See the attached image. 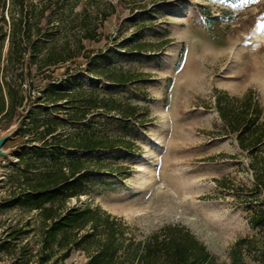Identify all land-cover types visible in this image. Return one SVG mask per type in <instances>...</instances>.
I'll use <instances>...</instances> for the list:
<instances>
[{
	"label": "rangeland",
	"instance_id": "rangeland-1",
	"mask_svg": "<svg viewBox=\"0 0 264 264\" xmlns=\"http://www.w3.org/2000/svg\"><path fill=\"white\" fill-rule=\"evenodd\" d=\"M25 5L31 33L41 32L31 34L34 42L21 64L7 59L8 16L17 8L8 0L0 6V35L5 34L0 69L20 73L18 84L32 101L16 108L8 130L0 121V139L5 138L0 264L86 263L81 251L61 260L57 249L48 263H39V210L16 205L18 195H9L19 191L26 164L42 165L32 147H40L41 122L47 118L56 123L53 136L70 139L86 127L95 137L124 143L66 158L88 162L67 206H100L123 219L137 238L166 225L183 226L222 264L229 263L237 240L264 237V230L251 227L245 204L231 188L215 182L225 177L228 187L252 185L248 159L214 107L216 91L240 97L251 90L264 120V0H26ZM48 53L66 61L47 66ZM120 74L130 80L111 81ZM78 90L71 98L53 99L52 91ZM81 96L113 99L137 110L130 118L98 109L86 121L66 120L73 115L70 101ZM32 107L38 110L35 124L27 117L19 132ZM40 155L48 165L58 164V155L46 149Z\"/></svg>",
	"mask_w": 264,
	"mask_h": 264
},
{
	"label": "trees",
	"instance_id": "trees-1",
	"mask_svg": "<svg viewBox=\"0 0 264 264\" xmlns=\"http://www.w3.org/2000/svg\"><path fill=\"white\" fill-rule=\"evenodd\" d=\"M17 8L15 14L9 13L10 20L7 59L12 64H21L24 55L33 45V36L41 30L35 28L31 33L29 13L26 10V0H8ZM0 6H5V0H0ZM4 20V19H3ZM32 34V35H31ZM1 39L5 34H1ZM84 38H91L84 35ZM139 50V47L134 46ZM47 66L65 62L66 57L54 58L52 53L44 57ZM23 70H21L22 72ZM0 121L5 122L3 130L11 126V119L17 107H21L25 96L21 90L22 75L7 74L6 67L0 69ZM23 75L25 73H22ZM28 75V73H26ZM21 76V77H20ZM130 79L124 74L111 79L115 83H126ZM15 84V85H14ZM80 91H52L55 101L71 98ZM25 104L32 105L30 99ZM73 115L66 120L83 122L95 110L103 109L106 113L114 112L122 118L133 117L137 108L133 105H123L113 99L97 100L92 96H81L78 101L69 103ZM68 104V105H69ZM214 107L222 122L226 134L234 136L240 152L248 159L247 170L250 173L252 185H233L228 187L226 178L216 180L218 187L230 189L236 197L245 204L248 222L253 228L264 230V120L257 95L249 90L240 97L230 96L224 91H216ZM33 107L23 115L22 125L29 117L35 124ZM40 147L33 146L35 156H40V167L23 169L22 181L17 184L19 191H11L9 195H18L13 199L16 205L27 204L30 208L39 210L41 226L39 248L36 251L39 263H48L57 249L59 258H69L72 251H81L86 257L85 264H222L210 255L204 244L185 227L172 224L158 231L137 238L133 229L121 218L115 217L100 206L86 203L82 207L67 206L66 201L74 196L76 186L81 182L86 172L88 162L83 159H70L80 152L91 154L95 149H110L116 144H124L121 139L110 141L107 138L95 137L85 127L72 134L68 139L63 136H53L55 122L45 119ZM85 126V125H84ZM38 128V125L35 126ZM49 137V139H45ZM57 144V145H54ZM46 149L52 155H58V164L48 165L41 152ZM36 168L39 171H36ZM23 186V187H21ZM231 186V185H230ZM29 225V223H27ZM25 231L23 234H27ZM20 233L15 234L14 239ZM228 264H249V258L255 264H264V237H244L237 240L231 247Z\"/></svg>",
	"mask_w": 264,
	"mask_h": 264
},
{
	"label": "water",
	"instance_id": "water-1",
	"mask_svg": "<svg viewBox=\"0 0 264 264\" xmlns=\"http://www.w3.org/2000/svg\"><path fill=\"white\" fill-rule=\"evenodd\" d=\"M5 138L0 139V154H1V147L4 144Z\"/></svg>",
	"mask_w": 264,
	"mask_h": 264
},
{
	"label": "snow or ice",
	"instance_id": "snow-or-ice-1",
	"mask_svg": "<svg viewBox=\"0 0 264 264\" xmlns=\"http://www.w3.org/2000/svg\"><path fill=\"white\" fill-rule=\"evenodd\" d=\"M245 2L247 3V2H252V0H245Z\"/></svg>",
	"mask_w": 264,
	"mask_h": 264
}]
</instances>
